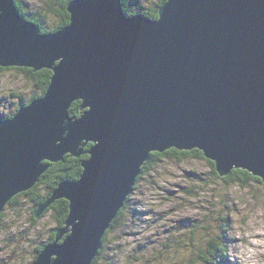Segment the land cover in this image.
<instances>
[{
	"label": "water",
	"instance_id": "95a60500",
	"mask_svg": "<svg viewBox=\"0 0 264 264\" xmlns=\"http://www.w3.org/2000/svg\"><path fill=\"white\" fill-rule=\"evenodd\" d=\"M67 9L69 24L43 33L0 0V66L53 72L43 96L0 119V213L92 144L80 177L36 208L69 201L32 264H93L152 152L199 149L220 176L264 181V0H167L157 18L126 14L122 0Z\"/></svg>",
	"mask_w": 264,
	"mask_h": 264
},
{
	"label": "rangeland",
	"instance_id": "374dc122",
	"mask_svg": "<svg viewBox=\"0 0 264 264\" xmlns=\"http://www.w3.org/2000/svg\"><path fill=\"white\" fill-rule=\"evenodd\" d=\"M45 1L25 5L35 13ZM128 2L145 9L159 0ZM12 68L0 74V119L36 92L19 67ZM212 173L205 159L165 157L141 174L97 264H264V181L227 183ZM2 212L0 264H32L56 228L52 214L33 220L26 196ZM219 248L224 251L216 253Z\"/></svg>",
	"mask_w": 264,
	"mask_h": 264
},
{
	"label": "trees",
	"instance_id": "16d2710c",
	"mask_svg": "<svg viewBox=\"0 0 264 264\" xmlns=\"http://www.w3.org/2000/svg\"><path fill=\"white\" fill-rule=\"evenodd\" d=\"M15 1H16V5L18 9L20 10L21 14L25 18H27L29 21H33L36 24H38L43 33L57 31L63 28L64 26H66L67 24H69L70 22V12L68 11L67 6L71 0H46L45 3L41 5L40 9L36 10L37 12L35 13L26 7L25 4L27 3V0H15ZM122 1H123L124 11L128 15L141 12L152 18H157L159 15L160 6H162L167 0H160L159 2H157V4L152 5L145 9H138L136 7H132L129 4L128 0H122ZM50 17L54 19V22L49 25L48 19ZM9 69H13V68L0 66V74L1 72L9 70ZM16 69L22 72L23 74H25V77L27 78V80L32 82L35 86L36 92L34 93L31 101L43 96L46 93L49 87L50 81H51L52 74H53L51 70L44 68V69L35 71L34 69L29 68V67H19ZM31 101L25 102V100L22 99L16 111L9 114L8 117L9 118L13 117L21 106L28 105L29 103H31ZM69 110H70L71 116H74V117L81 116L83 113V110L81 108V101L80 100L74 101ZM91 145H92L91 143L87 144L84 147L85 152L79 157L66 154L63 160L51 163L50 167L42 174L39 181L34 185L33 188H31L30 190L26 192H22L16 195L9 202V204H13L17 202L19 198L22 196L28 197L29 200L33 203V211H34L33 220H35V218H37L35 216L36 208L38 207L39 204L44 203L49 198L52 191L59 185L61 181L77 180L80 177L82 170H83L82 162L84 159L89 157V154L87 153V151L89 150ZM165 157H175L179 161H183L188 157H196V158L205 159L211 164L212 172H213L212 174L214 178L215 177L219 178V180H223L227 183H236V181H240V182L247 184L248 180H255L259 182L262 181L261 178L254 176L252 173L244 169H234L228 175L220 176L215 168V163L211 161L210 159H208L207 157H205L204 153L199 149L178 150L175 148H171V149L166 150L165 152H152L150 159L143 166L142 174L146 175L149 171H151V169L153 168V165H155L158 161L162 160ZM125 205L119 211L118 216L113 221L111 227L108 229L105 236L103 237L102 246L100 248L98 255L93 261V264L98 263V260L103 253L104 243L109 233L111 232V230L118 227V225L121 224L123 217L126 215ZM130 212L133 216L136 212V209H131ZM46 213L52 214L56 228L50 234L49 238L37 248V253H39L46 244L54 241L57 230L60 227H63L65 225V222L69 214V201L64 198L57 199L46 209L43 216ZM2 215H3V212L0 213V218L2 217ZM195 231L196 230H191L192 233L193 232L195 233ZM215 251H217L216 253H219L220 251L223 252L224 250L223 248H219Z\"/></svg>",
	"mask_w": 264,
	"mask_h": 264
},
{
	"label": "flooded vegetation",
	"instance_id": "af4514ba",
	"mask_svg": "<svg viewBox=\"0 0 264 264\" xmlns=\"http://www.w3.org/2000/svg\"><path fill=\"white\" fill-rule=\"evenodd\" d=\"M160 1V0H159ZM127 2V1H126Z\"/></svg>",
	"mask_w": 264,
	"mask_h": 264
}]
</instances>
